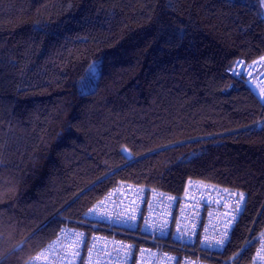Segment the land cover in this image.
<instances>
[{"label":"trees","instance_id":"trees-1","mask_svg":"<svg viewBox=\"0 0 264 264\" xmlns=\"http://www.w3.org/2000/svg\"><path fill=\"white\" fill-rule=\"evenodd\" d=\"M263 53L264 0H0V264L120 182L180 197L189 181L243 194L212 260L249 264L264 99L225 68Z\"/></svg>","mask_w":264,"mask_h":264},{"label":"built area","instance_id":"built-area-1","mask_svg":"<svg viewBox=\"0 0 264 264\" xmlns=\"http://www.w3.org/2000/svg\"><path fill=\"white\" fill-rule=\"evenodd\" d=\"M225 72L264 99V53L250 62L236 59ZM240 197L195 181L180 197L120 182L89 207L83 226L66 221L26 264H217L213 255L229 241ZM249 264H264V230Z\"/></svg>","mask_w":264,"mask_h":264},{"label":"snow or ice","instance_id":"snow-or-ice-1","mask_svg":"<svg viewBox=\"0 0 264 264\" xmlns=\"http://www.w3.org/2000/svg\"><path fill=\"white\" fill-rule=\"evenodd\" d=\"M240 198H241V201H242V200H243V194H241V197H240ZM90 211H91V210H90ZM76 235H77V237L79 238V237H81L83 234H82V233H77ZM225 235H227V233H225ZM217 243L222 244V243H223V240L218 241ZM78 247H79V245L77 244V245H76V248L78 249ZM72 255H74V256H79V251H78V250L73 251Z\"/></svg>","mask_w":264,"mask_h":264},{"label":"rangeland","instance_id":"rangeland-1","mask_svg":"<svg viewBox=\"0 0 264 264\" xmlns=\"http://www.w3.org/2000/svg\"><path fill=\"white\" fill-rule=\"evenodd\" d=\"M92 65H93L94 67H92L90 71H91V73L94 74L95 71H96V67H95V65H96V61H95ZM88 79H89V77L85 78V80H84L85 82H84L83 85H82V86L84 87V89H88V85H87V84H88Z\"/></svg>","mask_w":264,"mask_h":264}]
</instances>
